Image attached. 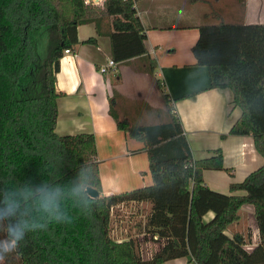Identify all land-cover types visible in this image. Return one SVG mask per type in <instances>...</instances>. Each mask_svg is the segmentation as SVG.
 <instances>
[{"label": "trees", "instance_id": "trees-1", "mask_svg": "<svg viewBox=\"0 0 264 264\" xmlns=\"http://www.w3.org/2000/svg\"><path fill=\"white\" fill-rule=\"evenodd\" d=\"M134 3L0 0V241L10 239L11 226L25 233L2 264H163L179 258L188 264H264V165L231 184L228 194L211 190L204 171H232L221 150L193 159L167 95L166 116L156 124L119 121L113 114L117 129L143 144L148 187L102 196L94 137L55 133L61 95L55 76L63 51L80 44L79 26L94 24L109 37L116 65L147 57ZM198 30L195 65L207 69L211 89L229 90L240 110L229 135L251 136L264 160V24L221 22ZM155 69L150 61L148 74ZM88 188L99 196L90 198ZM138 203L150 204L145 226L157 236L158 247L146 258L136 240L118 243L110 236L115 208ZM245 205L253 208L259 237L250 251L241 234H225ZM209 212L213 218L205 222Z\"/></svg>", "mask_w": 264, "mask_h": 264}, {"label": "crops", "instance_id": "crops-1", "mask_svg": "<svg viewBox=\"0 0 264 264\" xmlns=\"http://www.w3.org/2000/svg\"><path fill=\"white\" fill-rule=\"evenodd\" d=\"M102 2L99 0V5ZM206 4L207 8L209 4L215 6V10L207 12ZM234 5L232 12L223 13V0H135L137 16L145 31L147 57L117 64L105 74H100L99 70L111 60L109 37L98 34L94 24L77 28L80 44L71 49L76 56L63 55L55 76V88L61 94L56 101L55 133L94 137L102 196L152 184L143 144L118 130L113 114L119 121L145 122L151 110L147 100L152 94L148 92L155 89L161 94L164 109L163 96H168L170 113L179 119L194 160L209 158L214 151L221 150L224 167L232 172L229 175L224 171H204V183L211 190L228 194L231 184L243 182L264 165L251 136L229 135L240 117V110L231 104L229 90L210 88L207 69L195 65L192 54L199 37L198 29L210 16L218 22L226 18L228 22L259 24L254 20L264 12L262 0H245L241 13L235 0ZM100 29L107 32L109 28L101 24ZM89 39H94L95 43H84ZM150 61L156 64L152 76L148 74ZM144 84L148 85L146 89ZM150 207L148 203H138L115 208L129 210V218L135 216L144 220L143 235L148 238L142 241L146 250L158 246L157 236L145 226ZM247 212L253 219V208ZM212 218L209 212L203 220L208 222ZM248 228L238 234L244 237L245 248L251 250L259 243V237L256 226L251 232ZM128 239L131 237L117 242ZM163 264H188V261L179 258Z\"/></svg>", "mask_w": 264, "mask_h": 264}, {"label": "rangeland", "instance_id": "rangeland-1", "mask_svg": "<svg viewBox=\"0 0 264 264\" xmlns=\"http://www.w3.org/2000/svg\"><path fill=\"white\" fill-rule=\"evenodd\" d=\"M236 1H237V4H239V11L241 13L244 9L245 0L244 2L243 0H235V2ZM94 2L96 4L91 3V2L90 4H92L93 6L99 5V0H94ZM262 4H264V0H262ZM232 6H235L234 0H223V13L225 11L227 13L232 12L233 10ZM205 9L207 12H212L215 10V6H212L211 4H209L207 8V4H206ZM255 18L257 19V17ZM225 19H223V21L220 20V22H218L217 19H215L213 16H210L209 18L204 20V25H218L221 22H223L224 24H229V23L230 24H234V23L241 24L240 22H228V20H225ZM254 21H255L254 23L264 24V12L261 11V14H259L258 16V20H254ZM147 87L148 85L144 84V88L146 89ZM148 93L152 94V95L150 94L152 99L148 98L147 100V102L150 103L151 110H149L148 112L147 120H145V122L143 123L141 122V124L152 125V124H156L162 121L166 116L165 114L166 111L162 107V104H161L162 101L160 97L161 94L159 90L155 89L154 91L152 92L149 91ZM247 210H252V207L248 205L243 206V208L239 212V216L241 217L240 221L233 223L227 228V230L225 231V234L228 237H232L236 233L245 232L247 227H249L247 230L250 232L252 231V229L254 230L255 224L253 223V219L251 218V216L249 217ZM128 214H130V212L127 209L114 210V215L111 217L110 236L115 241L123 240L128 237L129 238L131 237V239L136 240L137 243L139 244L138 253L142 254L143 257L146 258L148 257V255L156 251L157 248L156 246L155 247L150 246V249L146 250L147 248H145L144 242L142 241L143 239L148 238L143 235L145 234L143 232L144 220L140 217H135V216H132L131 218H129L130 216ZM142 235L144 237H142ZM147 251H150V252H148L147 254ZM0 264H2V261H0Z\"/></svg>", "mask_w": 264, "mask_h": 264}, {"label": "clouds", "instance_id": "clouds-1", "mask_svg": "<svg viewBox=\"0 0 264 264\" xmlns=\"http://www.w3.org/2000/svg\"><path fill=\"white\" fill-rule=\"evenodd\" d=\"M54 219L56 221H61L64 219V217L55 215ZM35 228H43V224H37L34 226ZM8 235L10 239H6L3 241H0V261L4 259V254L10 253L15 250V248L18 246L19 241H21L24 238V230L19 228L18 226H11L8 231Z\"/></svg>", "mask_w": 264, "mask_h": 264}, {"label": "built area", "instance_id": "built-area-1", "mask_svg": "<svg viewBox=\"0 0 264 264\" xmlns=\"http://www.w3.org/2000/svg\"><path fill=\"white\" fill-rule=\"evenodd\" d=\"M85 2H86V3H90V2H91V3L96 4V3L94 2V0H85ZM63 55H72V56H76L75 53H73V52L71 51V49L64 50V51H63ZM116 66H117V65H116L112 60H109L106 66L100 68L99 73H100V74H105V73L108 71V69H115Z\"/></svg>", "mask_w": 264, "mask_h": 264}, {"label": "water", "instance_id": "water-1", "mask_svg": "<svg viewBox=\"0 0 264 264\" xmlns=\"http://www.w3.org/2000/svg\"><path fill=\"white\" fill-rule=\"evenodd\" d=\"M86 193L90 198H97L99 196V194L91 188L86 189Z\"/></svg>", "mask_w": 264, "mask_h": 264}]
</instances>
